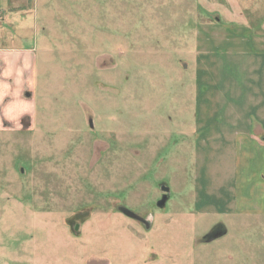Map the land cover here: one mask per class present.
Segmentation results:
<instances>
[{"label": "rangeland", "instance_id": "1", "mask_svg": "<svg viewBox=\"0 0 264 264\" xmlns=\"http://www.w3.org/2000/svg\"><path fill=\"white\" fill-rule=\"evenodd\" d=\"M7 17L36 62L25 114L0 117V264H264V0Z\"/></svg>", "mask_w": 264, "mask_h": 264}, {"label": "crops", "instance_id": "2", "mask_svg": "<svg viewBox=\"0 0 264 264\" xmlns=\"http://www.w3.org/2000/svg\"><path fill=\"white\" fill-rule=\"evenodd\" d=\"M5 20L6 27L0 29V117L10 120L15 117H11L10 112L15 110V100L20 102L19 113L25 114L26 99L31 97L28 91L33 90L36 50L2 44L3 40L11 37L7 27L10 19L7 17Z\"/></svg>", "mask_w": 264, "mask_h": 264}, {"label": "water", "instance_id": "3", "mask_svg": "<svg viewBox=\"0 0 264 264\" xmlns=\"http://www.w3.org/2000/svg\"><path fill=\"white\" fill-rule=\"evenodd\" d=\"M161 192L164 193L161 200L157 203V207H163L165 205L167 196L166 193H168L169 189L167 187H162Z\"/></svg>", "mask_w": 264, "mask_h": 264}]
</instances>
